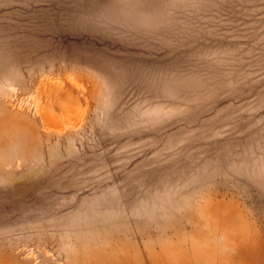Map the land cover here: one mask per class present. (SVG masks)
Returning a JSON list of instances; mask_svg holds the SVG:
<instances>
[{
  "label": "rangeland",
  "instance_id": "obj_1",
  "mask_svg": "<svg viewBox=\"0 0 264 264\" xmlns=\"http://www.w3.org/2000/svg\"><path fill=\"white\" fill-rule=\"evenodd\" d=\"M0 264H264V0H0Z\"/></svg>",
  "mask_w": 264,
  "mask_h": 264
}]
</instances>
